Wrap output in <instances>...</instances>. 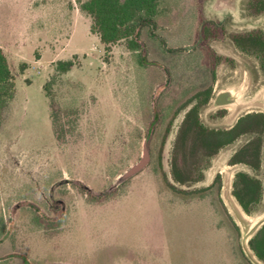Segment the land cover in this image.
Wrapping results in <instances>:
<instances>
[{"label":"rangeland","instance_id":"374dc122","mask_svg":"<svg viewBox=\"0 0 264 264\" xmlns=\"http://www.w3.org/2000/svg\"><path fill=\"white\" fill-rule=\"evenodd\" d=\"M81 1L0 0L16 90L0 110V264H264L248 245L264 197L247 215L232 195L243 171L264 196V135L257 172L228 163L245 135L209 162L189 159L185 184L172 174L181 123L207 90L208 128L264 113L261 60L236 42L264 37V0H161L141 55L125 41L106 53ZM67 60L74 67L51 86L55 127L45 87ZM222 93L229 104L215 103ZM145 151L147 165L122 179Z\"/></svg>","mask_w":264,"mask_h":264},{"label":"trees","instance_id":"16d2710c","mask_svg":"<svg viewBox=\"0 0 264 264\" xmlns=\"http://www.w3.org/2000/svg\"><path fill=\"white\" fill-rule=\"evenodd\" d=\"M161 0H84L79 2L80 11L91 19V33L95 34L106 53L111 52L112 46L125 41L128 50L141 55L142 46L139 41L140 31L144 26L155 24L160 13ZM237 44L243 43L244 48L256 53L264 69V37L260 32L247 34L237 38ZM202 49L213 61L212 51L206 46ZM140 63H143L140 57ZM73 60L58 61L55 65L56 74L45 87L46 96L50 100L51 118L56 127L58 123L54 112V100L51 86L57 75L66 74L74 67ZM15 79L11 72L8 59L0 47V110L5 109L15 97ZM212 90L203 95L201 104L193 105L185 114L179 128L172 158V174L177 183L185 184L187 179L182 166L189 159L209 162L223 148L235 143L245 135L251 138L230 159L229 165L243 164L255 172L261 168V155L264 135V113L252 112L240 117L229 129H211L200 119V109L208 104ZM156 118V116H154ZM196 162V161H195ZM199 169V168H196ZM183 170V171H182ZM203 175L200 173V178ZM165 183L177 191L167 179ZM221 188V177L218 175L212 185ZM232 195L241 209L251 215L263 200V185L261 180L247 172L235 175ZM249 248L256 259L264 263V224L257 230L248 242Z\"/></svg>","mask_w":264,"mask_h":264},{"label":"water","instance_id":"95a60500","mask_svg":"<svg viewBox=\"0 0 264 264\" xmlns=\"http://www.w3.org/2000/svg\"><path fill=\"white\" fill-rule=\"evenodd\" d=\"M215 103L217 105H227L230 103V100H229V94L228 93H222L220 94ZM148 163V153L145 151V154H144V158L143 160L141 161L140 164H138L137 166H134L133 168H131L124 176L122 179H125V178H128L134 174H136L137 172H139L140 170H142ZM264 224V220L260 223V225L258 226V228L256 229L255 233L257 232V230ZM260 262V261H259ZM262 263V262H261ZM257 264V262H256Z\"/></svg>","mask_w":264,"mask_h":264},{"label":"crops","instance_id":"0c3cea01","mask_svg":"<svg viewBox=\"0 0 264 264\" xmlns=\"http://www.w3.org/2000/svg\"><path fill=\"white\" fill-rule=\"evenodd\" d=\"M220 94H218L217 96H216V99H217V97L219 96ZM234 166H236V165H234Z\"/></svg>","mask_w":264,"mask_h":264}]
</instances>
